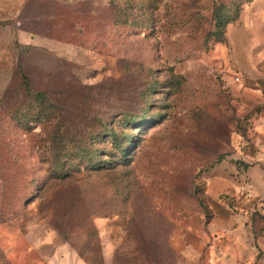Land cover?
I'll return each mask as SVG.
<instances>
[{"label":"rangeland","instance_id":"rangeland-1","mask_svg":"<svg viewBox=\"0 0 264 264\" xmlns=\"http://www.w3.org/2000/svg\"><path fill=\"white\" fill-rule=\"evenodd\" d=\"M0 264H264V0H0Z\"/></svg>","mask_w":264,"mask_h":264},{"label":"trees","instance_id":"trees-1","mask_svg":"<svg viewBox=\"0 0 264 264\" xmlns=\"http://www.w3.org/2000/svg\"><path fill=\"white\" fill-rule=\"evenodd\" d=\"M220 16L221 15H217V18L221 19ZM25 79H27V78H25ZM27 90H28V92H32L31 89H27ZM18 93H19V91L16 88L9 89L5 93L3 98L1 99V103H3V105L6 106L7 108H11V109L13 107L15 108L17 106V103L19 102L18 98L20 97V94H18ZM34 99L41 100V104H44V103L47 104L44 107V109L38 114V116H37L38 121L41 122L42 120L43 121L44 120L51 121L52 119H58V117H56L55 115H53V116L49 115L50 112L44 113L46 111V108H48V107H52L53 106L55 109L57 108V109L60 110L59 107L62 106L61 99L59 97H57L53 91H51V90H48V91H45V90L37 91L34 94ZM15 101H16V103H15ZM16 108H18V107H16ZM15 111L19 112V109L15 110ZM54 114H57V113H54Z\"/></svg>","mask_w":264,"mask_h":264},{"label":"built area","instance_id":"built-area-1","mask_svg":"<svg viewBox=\"0 0 264 264\" xmlns=\"http://www.w3.org/2000/svg\"><path fill=\"white\" fill-rule=\"evenodd\" d=\"M237 79H239V78L237 77Z\"/></svg>","mask_w":264,"mask_h":264}]
</instances>
